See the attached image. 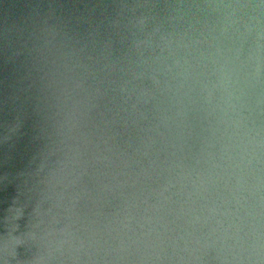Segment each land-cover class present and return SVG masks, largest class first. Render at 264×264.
<instances>
[{
	"label": "clouds",
	"instance_id": "1",
	"mask_svg": "<svg viewBox=\"0 0 264 264\" xmlns=\"http://www.w3.org/2000/svg\"><path fill=\"white\" fill-rule=\"evenodd\" d=\"M0 264H264V0H0Z\"/></svg>",
	"mask_w": 264,
	"mask_h": 264
}]
</instances>
